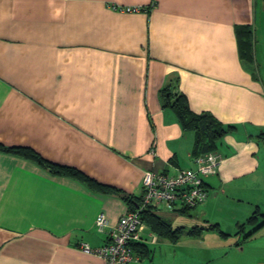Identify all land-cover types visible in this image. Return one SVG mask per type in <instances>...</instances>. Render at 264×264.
<instances>
[{
    "label": "crops",
    "instance_id": "1",
    "mask_svg": "<svg viewBox=\"0 0 264 264\" xmlns=\"http://www.w3.org/2000/svg\"><path fill=\"white\" fill-rule=\"evenodd\" d=\"M263 17L264 0H0V143L30 147L140 197L144 171L194 167L196 132L183 129L171 106L182 95L192 113L231 128L213 150L220 160L203 179L202 204L150 208L182 234L158 236L143 221L128 264H179L182 239L241 237L238 225L264 207ZM244 26L253 34V63L239 53ZM131 206L0 151V264H104L79 246L107 242ZM219 209L230 214L216 219ZM211 223L225 235L187 233Z\"/></svg>",
    "mask_w": 264,
    "mask_h": 264
},
{
    "label": "built area",
    "instance_id": "2",
    "mask_svg": "<svg viewBox=\"0 0 264 264\" xmlns=\"http://www.w3.org/2000/svg\"><path fill=\"white\" fill-rule=\"evenodd\" d=\"M125 10L130 9L126 7ZM219 160L216 152L209 151L193 156L194 167L179 169L174 174L144 171L140 204L119 217L110 227L108 240L103 245L92 248L82 243L79 248L85 253L98 255L104 264H128L133 259V244L141 241L143 221L140 211L148 207L175 211L202 204L208 194L203 179L216 172ZM95 224L102 230L107 226V220L100 214Z\"/></svg>",
    "mask_w": 264,
    "mask_h": 264
},
{
    "label": "trees",
    "instance_id": "3",
    "mask_svg": "<svg viewBox=\"0 0 264 264\" xmlns=\"http://www.w3.org/2000/svg\"><path fill=\"white\" fill-rule=\"evenodd\" d=\"M237 36L239 41V53L241 57L244 58L246 61L253 63V34L251 28H249L248 26L237 28ZM171 106L177 113L183 129H193L196 132L195 149L197 151L195 155L215 150L216 143L219 138L231 128V126H227L225 129L220 128L217 125L215 119L208 113H203L200 115L192 113L188 109L185 98L182 95H176V99L174 100ZM258 138H260L261 141L264 142V132L259 133ZM0 151L34 161L41 167L47 169L52 174L74 177L84 182L87 186L94 190L103 193L118 194L122 196L123 199H125L128 203L134 205L131 206L130 210L135 209L140 204L141 195L140 197H131L129 195H125L114 187L97 182L96 180L85 175L82 171L73 166L61 165L43 158L38 152H36L30 147L5 146L0 143ZM150 208L151 207L144 208L140 211L142 221H145L158 236L168 237L171 240H176L177 237L184 231V227L180 226L172 228L168 220L159 216ZM189 209L193 208H184L182 210L187 211ZM259 216L264 219V210L263 212H260L258 209L253 211L251 215L246 218L244 223H240L238 225L239 232L244 228L245 225L257 224ZM203 229L216 230L220 234L225 235V233L220 230L218 224L216 223H211L206 226L200 227H191L189 230H187V233L195 235L199 234Z\"/></svg>",
    "mask_w": 264,
    "mask_h": 264
},
{
    "label": "rangeland",
    "instance_id": "4",
    "mask_svg": "<svg viewBox=\"0 0 264 264\" xmlns=\"http://www.w3.org/2000/svg\"><path fill=\"white\" fill-rule=\"evenodd\" d=\"M257 40V60L260 64L259 70L264 76V32L257 36ZM261 145V147H264V142L261 141ZM258 197L263 202L264 192ZM263 210L264 207H260V212H263ZM244 212L247 214L248 210ZM213 214L216 219L224 220L230 213L219 209ZM257 221L258 223L255 225H245L244 234L241 237H227L225 242H220L219 239L212 240L210 236L194 238V240L182 239L180 241L182 244L177 249L179 264H264V219L259 216ZM236 241L238 242L237 245L242 246L243 251L234 249ZM227 243V247L220 248V246L223 247Z\"/></svg>",
    "mask_w": 264,
    "mask_h": 264
}]
</instances>
